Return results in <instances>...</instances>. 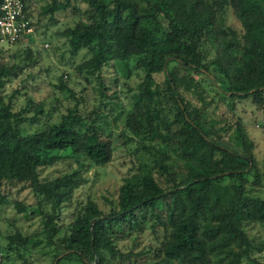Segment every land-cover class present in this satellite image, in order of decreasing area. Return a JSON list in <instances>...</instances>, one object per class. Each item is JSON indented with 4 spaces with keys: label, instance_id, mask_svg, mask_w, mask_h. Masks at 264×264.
Here are the masks:
<instances>
[{
    "label": "trees",
    "instance_id": "1",
    "mask_svg": "<svg viewBox=\"0 0 264 264\" xmlns=\"http://www.w3.org/2000/svg\"><path fill=\"white\" fill-rule=\"evenodd\" d=\"M83 1L89 8L86 21L63 32L69 54L89 51L91 56L77 69L92 75L114 64L128 75L127 61L137 58L145 76L125 115L124 128L132 135L129 141L139 139V148L146 150L149 162L121 186L119 210L103 216L89 203L76 214L68 232L53 241L58 232L54 223L57 212L77 187L80 172L40 182L37 169L66 160L78 167L82 161L95 167L106 165L112 147L110 140L101 137L99 123L104 117L101 113L84 117L74 107L41 131L24 135L20 129L28 120L24 112L32 109V118L39 117L44 113L42 104L28 99L14 112L11 101L0 96V189L4 183L23 184L48 203L50 213L41 218V234L47 244L56 243L63 249L55 250L53 264L74 258L80 264H103L108 258H117L114 231L140 229L143 220L139 221L135 211L147 207L162 240L155 259L139 264H261L248 257L250 244L243 232L245 223L264 224V199L254 195L255 184L247 186V177L253 174L256 185L259 183L253 145L238 124L234 139L242 151H231L222 144L228 134L226 123L219 124L221 114L214 120L221 103L207 97L196 75L216 85L222 100L252 96L261 101L264 0ZM69 7L71 0H54L44 12ZM27 9L36 33L31 6ZM228 9L240 24L239 32L225 24ZM34 36L28 35L27 41L35 42ZM170 62L174 66L169 68ZM11 71L0 64V86ZM157 73L164 75L162 84L154 81ZM186 95L203 103L190 107ZM146 140L171 144L180 160L179 170L161 162L162 150L153 146L148 151ZM177 178L181 180L177 182ZM226 180L228 184H223ZM5 203L0 192V206ZM14 206L27 216H41L43 211L40 206L29 209L20 202ZM5 237L7 252H27L28 246L41 243L19 232Z\"/></svg>",
    "mask_w": 264,
    "mask_h": 264
},
{
    "label": "rangeland",
    "instance_id": "2",
    "mask_svg": "<svg viewBox=\"0 0 264 264\" xmlns=\"http://www.w3.org/2000/svg\"><path fill=\"white\" fill-rule=\"evenodd\" d=\"M31 6L32 20L36 22L37 32L34 33L35 42L19 41L12 45H0V64L12 68L8 77L3 78L0 86V96L5 102L11 101V110L16 112L22 109L28 99L34 104H42L43 115L32 118V109L24 112L28 120L21 126L22 134L41 131L48 123H54L61 114L68 109L77 108L84 117L92 114L103 115L100 120L102 139L111 142V160L104 166L95 167L87 161L82 166L73 160L60 161L52 166L37 169L40 182L68 175L79 171L80 178L77 187L70 197L63 203L57 212L54 223L58 227L53 241L61 238L68 232L69 226L79 211L84 210L91 203L96 210L106 216L119 210V191L125 180H132L139 174L142 166L149 162L146 150L139 148V139L128 140L131 133L124 128L125 115L132 109L133 96L139 94V86L144 81L145 71L137 63L136 57H131L128 63V75L122 72L119 65L114 64L103 68L102 72L93 75L86 71H79L77 67L86 61L90 52L82 49L76 55L69 54L68 40L63 35L66 29L73 28L80 22L86 21L85 12L89 9L83 0H71V7L66 10L45 13L54 0H27ZM63 2V0H56ZM112 1V0H106ZM210 1V0H206ZM225 24L239 32L241 27L230 9H228ZM174 66L173 62L168 67ZM124 70V69H123ZM126 72V70H125ZM101 75V76H100ZM155 83L162 84L164 75L153 74ZM196 78L206 88L208 98L221 103L218 108L221 114L220 123H226L227 133L222 138V144L231 151L241 152L238 142L234 139L236 125L252 143V156L259 176L256 185V174L247 177V186H255L254 195L264 199V94L260 102L252 96L246 98L221 99L212 82L203 76ZM101 80L105 87H101ZM66 89V90H65ZM71 90L68 92V90ZM104 93V96L101 95ZM190 107L201 103L199 98L186 95ZM223 103V104H222ZM217 105V106H218ZM171 106V102H170ZM189 107V108H190ZM212 107H215L212 105ZM210 108L213 111V108ZM172 108V106H171ZM48 113H50L48 115ZM148 151L154 146L162 150L161 162L179 170L180 160L176 157L171 144L146 140L144 143ZM181 178H177L178 182ZM223 184H228L224 181ZM6 203L0 206V264H53V254L63 249L58 244L49 245L43 240L41 218L50 213L47 202L38 199L30 189L23 184L4 183L0 189ZM15 202L33 209L40 206L42 215L27 216L17 211ZM45 206V207H44ZM31 212V211H30ZM139 221L143 220L140 229L127 228L114 231L112 242L119 256L108 258L103 264L143 263L155 259V250L162 240V233L158 231L150 219V209L141 208L135 211ZM145 217L142 219V217ZM138 231V232H137ZM19 232L23 237L41 240V243L27 252H7V235ZM243 232L250 244L248 257L264 264V224L245 223ZM56 245V249L55 246ZM61 264H80L74 258Z\"/></svg>",
    "mask_w": 264,
    "mask_h": 264
},
{
    "label": "built area",
    "instance_id": "3",
    "mask_svg": "<svg viewBox=\"0 0 264 264\" xmlns=\"http://www.w3.org/2000/svg\"><path fill=\"white\" fill-rule=\"evenodd\" d=\"M25 0H0V45H12L34 35Z\"/></svg>",
    "mask_w": 264,
    "mask_h": 264
}]
</instances>
